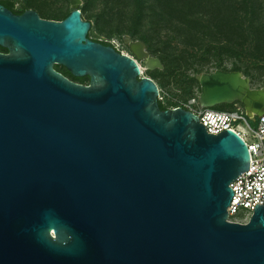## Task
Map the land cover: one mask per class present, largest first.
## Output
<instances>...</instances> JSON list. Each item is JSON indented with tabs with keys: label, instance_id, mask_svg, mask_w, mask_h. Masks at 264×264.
Listing matches in <instances>:
<instances>
[{
	"label": "water",
	"instance_id": "1",
	"mask_svg": "<svg viewBox=\"0 0 264 264\" xmlns=\"http://www.w3.org/2000/svg\"><path fill=\"white\" fill-rule=\"evenodd\" d=\"M80 3L61 20L0 3V264H264V204L228 216L244 138L162 110L138 63L160 58L129 35L132 56L90 39ZM196 77L201 106L264 113V86L242 71Z\"/></svg>",
	"mask_w": 264,
	"mask_h": 264
},
{
	"label": "trees",
	"instance_id": "2",
	"mask_svg": "<svg viewBox=\"0 0 264 264\" xmlns=\"http://www.w3.org/2000/svg\"><path fill=\"white\" fill-rule=\"evenodd\" d=\"M0 2L16 13H22L28 9L24 6L16 7L14 0H0ZM111 3L135 5L131 13V19H134L133 25L127 28V33L132 39L144 41L147 49L155 53L162 63L173 54H177L181 60L192 66L193 61L199 59L198 50L204 49L208 52L211 47L215 49L219 45V48L224 49L223 51H228L227 41L232 42L237 35L245 37L244 40L247 41L252 30L258 37H263L261 33L264 32V0L105 1L107 7ZM70 10L63 14L37 11L44 18L61 20ZM120 12L124 14L126 10L123 9ZM139 25L146 29H139ZM0 50L8 51L2 46ZM54 67L74 80L84 83L89 81L87 75L76 77L64 66L55 64ZM193 79L197 81L195 77ZM158 104L162 110L169 108V105L160 99Z\"/></svg>",
	"mask_w": 264,
	"mask_h": 264
},
{
	"label": "rangeland",
	"instance_id": "3",
	"mask_svg": "<svg viewBox=\"0 0 264 264\" xmlns=\"http://www.w3.org/2000/svg\"><path fill=\"white\" fill-rule=\"evenodd\" d=\"M14 1L16 7L20 8L24 6L46 11L49 14H63L71 9L70 0ZM105 1L81 0L79 9L81 10L82 17L89 20L93 26L91 36L103 37L108 41H114L120 50L131 54L128 45L124 42V36L129 35L127 28L133 25L132 20L134 19H131V13L134 11L135 5L125 6L111 3L107 7ZM123 9L126 10V13H119ZM138 27L139 29H146L142 25ZM249 34L250 37L247 41L244 40L245 37L243 38L239 35L232 42L227 41L228 51H223L224 49L219 48V45L215 49L211 47V50L208 52H205L204 49L198 50L199 59H195L192 66L181 60L177 54L170 56L161 68H149L146 66L144 59H139L138 62L143 66L141 75L151 77L158 84L161 100L163 103L169 105V108L185 102L192 96L199 95L200 84L196 76L201 72H210L215 69H236L250 77L252 87H262L264 86V32L261 33L263 34L262 38L258 37L253 30ZM147 50L151 55L156 56L151 50ZM217 61H219L218 64ZM235 103H220L212 106V108L233 110L235 109ZM250 124L252 127H255L256 121L251 120ZM248 140L251 141L252 137L248 136ZM231 220L242 222L244 215H236L231 217Z\"/></svg>",
	"mask_w": 264,
	"mask_h": 264
},
{
	"label": "built area",
	"instance_id": "4",
	"mask_svg": "<svg viewBox=\"0 0 264 264\" xmlns=\"http://www.w3.org/2000/svg\"><path fill=\"white\" fill-rule=\"evenodd\" d=\"M109 42L120 52L129 54L120 50L114 41ZM158 99L161 100L160 91ZM178 106L197 114L208 132L217 134L224 129H232L246 141L250 153L249 167L230 183L233 194L227 209L230 220L241 214L244 215L242 222L247 221L255 204H264V113L257 117L256 126L252 127L240 103H235L233 110H218L201 106L198 95H195L175 107ZM248 136L252 137L251 141Z\"/></svg>",
	"mask_w": 264,
	"mask_h": 264
},
{
	"label": "flooded vegetation",
	"instance_id": "5",
	"mask_svg": "<svg viewBox=\"0 0 264 264\" xmlns=\"http://www.w3.org/2000/svg\"><path fill=\"white\" fill-rule=\"evenodd\" d=\"M1 3V2H0ZM2 4V3H1ZM4 5V4H3ZM5 6V5H4ZM7 7V6H6ZM8 8V7H7ZM10 9V8H9ZM11 10V9H10ZM13 11V10H12ZM14 12V11H13ZM16 13V12H15ZM88 37L90 38V39H92V40H94V41H96V42H99V43H102V44H104V45H111V46H113L112 44H111V42H109L106 38H103V37H92L91 36V32L88 34ZM113 47H115V46H113ZM130 51V50H129ZM0 52H3V53H6V52H8V51H4V50H0ZM61 66H63V65H61ZM65 67V66H64ZM66 68V67H65ZM56 69V68H55ZM56 70H58V69H56ZM59 71V70H58ZM59 72H61V71H59ZM62 73V72H61ZM63 74V73H62ZM66 76V75H65ZM66 77H68L69 79H71V80H73V81H75V82H77V83H82V84H89L90 82V80L87 82V83H84V82H80V81H77V80H74L73 78H71V77H69V76H66Z\"/></svg>",
	"mask_w": 264,
	"mask_h": 264
},
{
	"label": "bare ground",
	"instance_id": "6",
	"mask_svg": "<svg viewBox=\"0 0 264 264\" xmlns=\"http://www.w3.org/2000/svg\"><path fill=\"white\" fill-rule=\"evenodd\" d=\"M139 63V62H138ZM140 67H141V70L143 71V66L139 63Z\"/></svg>",
	"mask_w": 264,
	"mask_h": 264
}]
</instances>
